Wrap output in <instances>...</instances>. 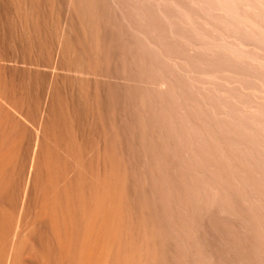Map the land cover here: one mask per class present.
<instances>
[{"label":"bare ground","instance_id":"obj_1","mask_svg":"<svg viewBox=\"0 0 264 264\" xmlns=\"http://www.w3.org/2000/svg\"><path fill=\"white\" fill-rule=\"evenodd\" d=\"M109 1L119 38L130 39L134 76L146 83L159 226L145 249L124 241L122 212L117 218L122 186L117 177L108 181L115 187L94 178L98 189L89 194L96 195H87L93 203L82 201L70 215L65 209L61 219L54 206L48 214L51 229L63 232L60 254L68 264H264V0ZM68 215L80 219H70L72 233ZM33 247L34 255L17 260L51 263L44 259L50 250L41 256Z\"/></svg>","mask_w":264,"mask_h":264},{"label":"rangeland","instance_id":"obj_2","mask_svg":"<svg viewBox=\"0 0 264 264\" xmlns=\"http://www.w3.org/2000/svg\"><path fill=\"white\" fill-rule=\"evenodd\" d=\"M115 16L109 0H0V264H25L33 246L41 256L51 251L48 264H68L49 216L53 206L60 219L65 209L80 212L82 201L96 195L87 197L98 189V177L107 186L117 177L122 186L117 218L122 212L124 241L145 249L157 233L161 209L146 83L134 76L130 39L119 38ZM69 217L70 224L80 220ZM16 226L22 237L15 262ZM69 226L72 233L75 225ZM156 244L163 251L160 239Z\"/></svg>","mask_w":264,"mask_h":264}]
</instances>
